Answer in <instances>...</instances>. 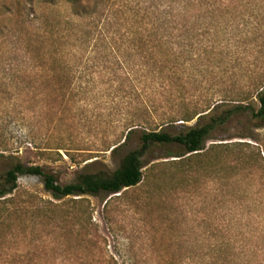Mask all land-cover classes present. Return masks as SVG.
I'll list each match as a JSON object with an SVG mask.
<instances>
[{
	"label": "rangeland",
	"instance_id": "obj_1",
	"mask_svg": "<svg viewBox=\"0 0 264 264\" xmlns=\"http://www.w3.org/2000/svg\"><path fill=\"white\" fill-rule=\"evenodd\" d=\"M219 3L218 50L212 51L208 28L204 64H188L184 94L190 106L222 103L218 114L264 83V0ZM9 22L4 16L0 24ZM211 22L206 16L207 27ZM74 65L65 69L82 77L70 79L69 103L64 95L69 80L11 79L0 68V149L25 164L42 166L61 185L81 173L112 171L139 143L135 132L117 153L109 150L128 125L141 122L145 83L138 67ZM252 99L248 102L256 107ZM240 150L248 157L245 166L232 159ZM173 151L161 146L144 155L143 170L160 163L153 177L108 196L55 198L41 178L20 176L7 204L16 213L11 231L6 230L11 235L0 247V264H165L174 258L211 264L214 245L224 264H250L253 250L263 259L264 126L238 114L217 127L202 156L194 159L204 171L191 174L185 186L178 176L163 178L161 170H175L169 162L178 158L167 157ZM9 163L1 161L0 168Z\"/></svg>",
	"mask_w": 264,
	"mask_h": 264
},
{
	"label": "trees",
	"instance_id": "obj_2",
	"mask_svg": "<svg viewBox=\"0 0 264 264\" xmlns=\"http://www.w3.org/2000/svg\"><path fill=\"white\" fill-rule=\"evenodd\" d=\"M0 7V23L4 16L11 21L5 26L0 24V45L5 46L4 50L0 48V68L6 77L20 80L48 77L56 83L69 80L64 90V95H68L66 103L72 100L70 79L82 77L81 72L72 74L66 66L127 64L129 69L137 66L145 83L140 94L141 122L128 125L109 150L117 153L135 132L139 133L138 146L126 152L112 171L81 173L72 182L61 185L42 166L25 164L0 149V162L10 161L6 168H0V247L11 235L7 233L11 231L16 210L7 204L18 188L20 176L41 178L44 190L55 198L118 194L153 177L160 163L143 170L142 157L165 146L176 149L167 157L178 159L169 162L175 170H161L163 178L178 176L185 186L191 174L204 171V165L194 164V159L202 156L209 135L217 127L238 114H248L258 127L264 126V83L255 85L253 93L234 100L236 103L219 114L222 103L206 101L190 106L184 99L190 77L188 64H204L203 39L208 28L212 51L218 50L219 0H0ZM206 16L212 20L210 27L205 24ZM216 54L214 61L218 59ZM253 97L256 107L248 102ZM194 119L193 125H185ZM178 121L180 129L176 126ZM232 159L244 166L248 164L243 150ZM218 249L219 245H214L216 254L211 264H224L217 255ZM252 254H255L253 263L261 264L263 260L264 264V258L259 259L254 250ZM202 263L203 260L191 261ZM165 264L185 263L174 258L165 260Z\"/></svg>",
	"mask_w": 264,
	"mask_h": 264
}]
</instances>
